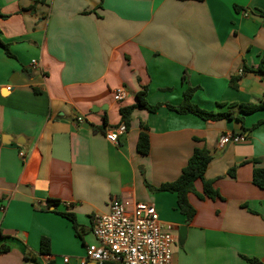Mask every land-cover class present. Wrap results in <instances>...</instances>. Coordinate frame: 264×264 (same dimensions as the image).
Returning <instances> with one entry per match:
<instances>
[{
  "label": "crops",
  "instance_id": "0c3cea01",
  "mask_svg": "<svg viewBox=\"0 0 264 264\" xmlns=\"http://www.w3.org/2000/svg\"><path fill=\"white\" fill-rule=\"evenodd\" d=\"M0 14V43L12 55L0 46V264H80L95 243L91 217L121 195L152 205L171 229L172 264H264V190L252 183L263 166L252 161L264 162V125L249 130L264 110L241 124L166 107L179 105L187 87L206 111L264 98V79L239 72L256 68L264 52V0H0ZM144 89L160 106L135 109L110 143L119 109ZM140 133L146 155L137 151ZM223 136L242 140L220 147ZM195 148L210 153L204 180L221 198L189 194L195 214L186 222L176 194L145 183L175 181ZM194 188L202 194V181ZM60 213L74 215L78 235Z\"/></svg>",
  "mask_w": 264,
  "mask_h": 264
},
{
  "label": "built area",
  "instance_id": "2783aa9c",
  "mask_svg": "<svg viewBox=\"0 0 264 264\" xmlns=\"http://www.w3.org/2000/svg\"><path fill=\"white\" fill-rule=\"evenodd\" d=\"M122 96V89L113 93L115 101H120ZM126 130L120 124L106 137L110 143L117 144ZM241 140V136H223L219 146ZM19 156L23 158L24 154L20 152ZM91 234L95 243L87 245L80 264H172L175 242L172 231L160 223L156 209L147 203L122 195L113 198L107 213L91 217ZM46 261L49 263V256ZM63 262L68 263L69 258L63 257Z\"/></svg>",
  "mask_w": 264,
  "mask_h": 264
},
{
  "label": "trees",
  "instance_id": "16d2710c",
  "mask_svg": "<svg viewBox=\"0 0 264 264\" xmlns=\"http://www.w3.org/2000/svg\"><path fill=\"white\" fill-rule=\"evenodd\" d=\"M178 1H196L201 2L203 0H178ZM263 14V13H262ZM0 17H5L0 14ZM0 46L4 50L7 56L12 57L11 53L8 50V46L0 43ZM251 72L253 74H257L264 79V52L260 56L259 63L256 68H249L247 66H243L242 73ZM184 79V76H183ZM238 77H234L230 80V87L233 89L237 88ZM195 88L187 87V89L183 93V99L181 103L177 106L166 105L167 109L175 112L177 114H192L203 121H219V120H236L239 123H243V115L250 114L253 112L264 110V98L256 104L252 103H240V104H230L227 107L226 111L223 112H214V111H206L199 108L197 105L191 102V97ZM160 105L150 106L146 101V91L145 89L139 91L136 94V103L131 106L121 107L119 109L120 113V124H124L126 129L129 126L130 118L132 112L135 109H144L149 112H154ZM232 109H236L237 113L241 115H235ZM107 125V119L104 118L103 125L101 127H93L94 131H103L105 126ZM264 125V121L258 122L249 130L253 128ZM150 149L149 139L146 133H140L137 141V151L142 154H148ZM212 157L208 150L206 149H198L195 148L191 157L188 159L185 167L182 169L180 176L172 182L161 184L158 187H151L147 183L145 185L152 192H168L176 194L177 200V209L178 211L186 217V222H189L195 214L194 208L190 205L188 201V195L194 194L198 199H210L215 200L217 198H221L219 193L212 188V181L204 180V173L208 164L211 162ZM256 164H263L262 167H255L252 172V183L264 190V162H261L257 159L252 161ZM234 169H230L228 171L229 175H233ZM197 180H201L203 184L202 194H199L195 191L194 183ZM52 204H57L58 201L50 200ZM61 216L67 218L71 221L72 226L76 234H79V227L76 224L74 215L72 213H60ZM1 238V236H0ZM48 243L46 240H41L40 243V251L41 253H45L47 250ZM6 250H0V252H5ZM250 264H260V262L256 259H246ZM113 264V263H108Z\"/></svg>",
  "mask_w": 264,
  "mask_h": 264
},
{
  "label": "water",
  "instance_id": "95a60500",
  "mask_svg": "<svg viewBox=\"0 0 264 264\" xmlns=\"http://www.w3.org/2000/svg\"><path fill=\"white\" fill-rule=\"evenodd\" d=\"M92 110L95 111L96 109H92ZM184 233H185V228L181 227L179 231V236L182 238L184 236Z\"/></svg>",
  "mask_w": 264,
  "mask_h": 264
}]
</instances>
